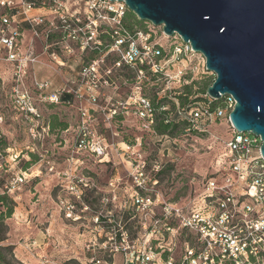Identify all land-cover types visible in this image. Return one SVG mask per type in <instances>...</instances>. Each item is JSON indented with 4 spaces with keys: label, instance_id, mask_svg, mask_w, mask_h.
<instances>
[{
    "label": "built area",
    "instance_id": "2783aa9c",
    "mask_svg": "<svg viewBox=\"0 0 264 264\" xmlns=\"http://www.w3.org/2000/svg\"><path fill=\"white\" fill-rule=\"evenodd\" d=\"M127 12L123 2L110 0H0V59L15 63L17 85L13 92L26 120L34 124L40 119L23 80L29 67L40 64L42 57L60 68L69 65L72 76L48 100L56 103L59 94L69 95L81 112L82 125L91 121L90 111H102L99 102L105 98L111 107L109 119L133 116L145 130L155 133L156 109L143 94L145 82L163 83L155 94L157 100L164 99L171 89L189 84L188 74L204 76L213 83L215 75L206 69L204 58L178 35L167 37L162 30V37L153 30L131 32L125 27ZM25 31L31 34L27 46L23 45ZM164 40L171 42L163 44ZM194 56H199L200 62L192 68ZM124 71L133 76V83L120 100L118 78ZM54 72L58 73L57 69ZM34 86L45 91L50 83L35 82ZM107 90L113 97L105 94ZM218 101L221 105L213 111L208 106L194 111L185 131L205 133L213 121L227 118L228 122L236 102L230 95ZM158 110L164 112L167 107L161 105ZM35 127L31 129L33 138L48 135L47 125L41 134L35 133ZM75 146L77 152L108 157L101 141L95 142L85 127L80 129ZM260 148L259 136L237 132L229 124V138L213 173L185 203L161 199L155 190L159 168L151 170L153 176L144 164L130 165L125 169L122 197L129 204L123 209L133 221L135 237L119 227L107 238L109 253L120 254L122 264H264V159ZM16 159L10 149L0 152V197L15 195L26 181V172L9 177L10 164ZM120 186L118 177L108 183L114 199ZM99 220L97 216L95 222ZM34 247L33 242L26 249L32 253ZM37 264L56 263L39 258ZM86 264L106 263L91 258Z\"/></svg>",
    "mask_w": 264,
    "mask_h": 264
},
{
    "label": "rangeland",
    "instance_id": "374dc122",
    "mask_svg": "<svg viewBox=\"0 0 264 264\" xmlns=\"http://www.w3.org/2000/svg\"><path fill=\"white\" fill-rule=\"evenodd\" d=\"M144 30H153L157 37H162L161 27L145 23ZM197 62L200 57L194 56L190 66L194 68ZM44 64L49 70L46 74L38 79L32 76L31 81L27 77L23 80L40 116L38 123H34L35 133L41 134L48 123L54 125L48 135L37 139L31 135L35 125L20 114L15 102V63L0 59V152L10 149L17 156L10 164V178L27 174L18 192L8 197L12 201L11 217H1L5 209L0 207V264H37L39 258L56 264H86L91 258L106 264H122L120 254L109 253L111 244L106 242L119 227L127 229L131 238L135 237L133 221L128 220L123 209L129 206L122 197L127 181L125 169L137 164H144L147 172L159 168L155 190L161 199L185 203L213 173L229 138V123L226 118L213 121L205 133L183 130L174 138L159 136L145 130L133 116L109 119L110 104L101 98L102 111H90L91 121L82 125L76 103L50 102L48 98L56 91L35 88V82L59 86L65 81L66 69L49 60ZM55 69L62 77L57 76ZM132 77L126 71L119 74L117 99H125ZM186 79L189 84L193 80L206 82V77L195 74H188ZM162 86V82L150 79L143 85V94L155 101V94ZM181 92L182 87H175L166 94L168 112L177 109L175 95ZM105 94L113 97L109 90ZM82 127L90 131L95 142L101 141L108 152L107 158L76 151L77 135ZM29 153L36 159H31ZM27 162H31L28 167ZM115 177L121 179L122 186L114 199L108 183ZM71 187L76 190L71 192ZM97 216L100 220L96 223ZM33 242L35 247L30 253L26 246Z\"/></svg>",
    "mask_w": 264,
    "mask_h": 264
},
{
    "label": "water",
    "instance_id": "95a60500",
    "mask_svg": "<svg viewBox=\"0 0 264 264\" xmlns=\"http://www.w3.org/2000/svg\"><path fill=\"white\" fill-rule=\"evenodd\" d=\"M140 22L179 36L215 75L206 95L235 100L228 122L261 139L264 159V0H110Z\"/></svg>",
    "mask_w": 264,
    "mask_h": 264
},
{
    "label": "trees",
    "instance_id": "16d2710c",
    "mask_svg": "<svg viewBox=\"0 0 264 264\" xmlns=\"http://www.w3.org/2000/svg\"><path fill=\"white\" fill-rule=\"evenodd\" d=\"M144 25V22L138 21L136 17L133 16V14H131L129 11L126 13L125 27L127 30L131 32L143 30ZM211 84L212 82L206 79V82H203L201 84L193 80L190 82V84L183 86L182 92L180 94L175 95V98L178 101V109H174L173 112H162L158 110L161 105L167 107V105L169 104V102L167 104V97L162 100H157V98L155 99V101L153 100L152 104L153 107L156 109V118L155 124L153 125V131L159 136L167 135L171 138H174L178 133L185 130V128L188 126V120L194 111L201 107L207 106L209 107L210 111H213L218 108L221 105V101H209L205 97L206 89ZM58 101H60V103L64 105H70L73 103L69 95H61ZM171 105L172 107H174V104L171 103ZM218 121L220 120H217V122ZM47 125H49L48 127L51 132V130L54 128V125H51L50 123H48ZM60 126H63L64 130L66 129L65 125L60 124ZM28 155L31 159H36L33 154L29 153ZM29 163L31 162L26 163V167H28ZM11 204L12 201L7 196L0 197V207L2 206L5 209V212H3V214L1 213V217H11L13 213V208Z\"/></svg>",
    "mask_w": 264,
    "mask_h": 264
},
{
    "label": "crops",
    "instance_id": "0c3cea01",
    "mask_svg": "<svg viewBox=\"0 0 264 264\" xmlns=\"http://www.w3.org/2000/svg\"><path fill=\"white\" fill-rule=\"evenodd\" d=\"M31 38V34L29 31H25L24 34H23V45L27 46L29 44V40ZM35 47H36V51L38 52L39 51V48H38V42L35 43ZM47 59L45 58H41L40 61L42 64H36V65H32L29 67L28 71H27V79H30V81L32 80V76L34 78H39L41 76H43L44 74H46L49 70L45 68V62H46ZM70 63V62H69ZM44 64V65H43ZM63 69H66L65 72L63 73V76L65 78V80L67 78H70L72 76V73H71V69L69 68V65H66L65 67H63ZM57 76L59 77H62V74H58L57 73ZM61 85L59 84V86L57 85H54L52 82L50 83V88H49V92H55L57 90L58 87H60ZM45 91H48V90H45ZM49 126V125H47ZM50 132V130H49Z\"/></svg>",
    "mask_w": 264,
    "mask_h": 264
}]
</instances>
